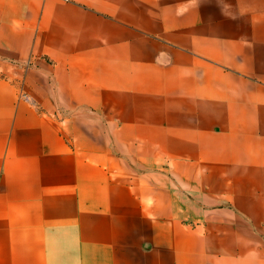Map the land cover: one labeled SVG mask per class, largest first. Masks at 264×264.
<instances>
[{
	"label": "crops",
	"instance_id": "crops-1",
	"mask_svg": "<svg viewBox=\"0 0 264 264\" xmlns=\"http://www.w3.org/2000/svg\"><path fill=\"white\" fill-rule=\"evenodd\" d=\"M0 264H264V0H0Z\"/></svg>",
	"mask_w": 264,
	"mask_h": 264
}]
</instances>
